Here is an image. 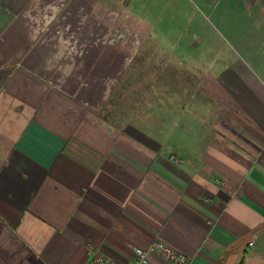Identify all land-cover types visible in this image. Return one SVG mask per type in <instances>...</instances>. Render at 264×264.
<instances>
[{"label":"crops","instance_id":"crops-1","mask_svg":"<svg viewBox=\"0 0 264 264\" xmlns=\"http://www.w3.org/2000/svg\"><path fill=\"white\" fill-rule=\"evenodd\" d=\"M197 1L0 0V264H264V0Z\"/></svg>","mask_w":264,"mask_h":264},{"label":"rangeland","instance_id":"rangeland-1","mask_svg":"<svg viewBox=\"0 0 264 264\" xmlns=\"http://www.w3.org/2000/svg\"><path fill=\"white\" fill-rule=\"evenodd\" d=\"M182 4H183V6L181 7L182 9H183V12H185L186 13V11L188 10V12H187V14L185 15V17H182L181 19H179L180 21H182V24L185 22V21H187V22H189V24H191L192 26H194L195 24V21L197 20V18L199 17L198 15H197V13H200L199 11H198V1L197 0H182ZM45 4V6L42 4V7L44 6V7H46L47 6V4L48 3H44ZM43 9V8H42ZM178 10H180V9H178ZM46 12L44 11V12H41V11H38L37 9L36 10H34L33 12H32V18L34 19V20H38V22H41V20L43 19V14H45ZM49 14H51L50 12H49ZM169 15V16H168ZM168 15L166 16V19L165 20H167V22L165 23V25L164 26H166L167 25V28L169 27V26H171L172 24H171V22H168V20H170V18H172V16L174 17V18H176V16H177V11L174 9L173 11H171V13H168ZM235 16V15H234ZM115 18V17H114ZM178 18H180V15L178 16ZM236 19H237V22H243L244 21V19H245V15H244V12H242L240 15L238 14L237 16H236ZM179 20H177V19H174L173 20V22H178L177 24L178 25H180L181 24V22L179 21ZM44 21H45V18H44ZM194 22V23H193ZM236 22V23H237ZM228 25V24H227ZM232 25V24H231ZM234 25H238V24H235L234 23ZM175 26V25H174ZM113 27H115V25H113ZM176 27H177V25H176ZM58 30V34L56 35L57 36V43H61V40L63 41V42H65V44L67 45V47H68V49L67 50H69V51H66V54L64 55V57L65 56H70V53L73 51V52H77V51H79L80 49H79V47H78V45L77 46H74V42H75V39H70L67 35H68V33H67V29H66V27H65V25H61L60 27H58L57 28ZM177 34H179L180 35V33L178 32ZM228 35V32H227V30H222L221 31V36L222 37H219V38H221V40H223V42L227 45V42L228 41H230L229 40V38H225V37H223V35ZM229 36V35H228ZM70 39V40H69ZM71 40H72V43H71ZM68 41L70 42V44L68 43ZM110 41H114V39H110ZM157 41V43L158 44H161L162 46H165L166 48H170V49H174L175 47H183L184 46V42H185V40H180V39H176V38H166V39H157L156 40ZM155 41V42H156ZM148 42H150V43H154V40H148L145 44H144V46H148ZM79 43V42H78ZM152 45H155V44H152ZM65 46V45H64ZM77 47V48H76ZM75 49H77V51H75ZM178 50H180V49H178ZM174 56V55H173ZM64 57H62V60L64 61L65 60V58ZM176 57V56H175ZM186 58H187V56H185ZM188 57H189V59H192L193 61L192 62H195V59H196V55H188ZM225 56L223 55L222 56V58H224ZM206 59H208V62H209V64L212 62V60H213V58L211 57V56H206ZM179 74H180V71H177ZM174 73H176V71L174 72ZM194 73V75H193V80L195 81V79H197V76H195V72H193ZM143 75V74H142ZM195 78V79H194ZM179 88H174V90H178ZM188 92H189V94L191 95L192 93H196V88H195V86L194 87H190L189 88V90H188Z\"/></svg>","mask_w":264,"mask_h":264},{"label":"built area","instance_id":"built-area-1","mask_svg":"<svg viewBox=\"0 0 264 264\" xmlns=\"http://www.w3.org/2000/svg\"><path fill=\"white\" fill-rule=\"evenodd\" d=\"M174 162L179 161V158L172 156ZM158 252L168 258L172 264H191L190 256L184 251L180 250L173 244L164 240H153L147 248H135V260L132 264H151L150 252ZM94 264H116L114 261L105 258L104 256H96L93 259Z\"/></svg>","mask_w":264,"mask_h":264}]
</instances>
